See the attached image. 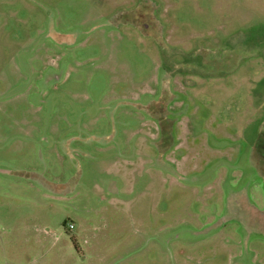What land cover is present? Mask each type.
Wrapping results in <instances>:
<instances>
[{
  "label": "rangeland",
  "instance_id": "rangeland-1",
  "mask_svg": "<svg viewBox=\"0 0 264 264\" xmlns=\"http://www.w3.org/2000/svg\"><path fill=\"white\" fill-rule=\"evenodd\" d=\"M0 264H264V0H0Z\"/></svg>",
  "mask_w": 264,
  "mask_h": 264
},
{
  "label": "built area",
  "instance_id": "built-area-1",
  "mask_svg": "<svg viewBox=\"0 0 264 264\" xmlns=\"http://www.w3.org/2000/svg\"><path fill=\"white\" fill-rule=\"evenodd\" d=\"M68 229H69L70 231L74 230V229H75V225H74V223H69V224H68Z\"/></svg>",
  "mask_w": 264,
  "mask_h": 264
},
{
  "label": "trees",
  "instance_id": "trees-1",
  "mask_svg": "<svg viewBox=\"0 0 264 264\" xmlns=\"http://www.w3.org/2000/svg\"><path fill=\"white\" fill-rule=\"evenodd\" d=\"M262 222H263V220H262Z\"/></svg>",
  "mask_w": 264,
  "mask_h": 264
},
{
  "label": "crops",
  "instance_id": "crops-1",
  "mask_svg": "<svg viewBox=\"0 0 264 264\" xmlns=\"http://www.w3.org/2000/svg\"><path fill=\"white\" fill-rule=\"evenodd\" d=\"M76 228V227H75Z\"/></svg>",
  "mask_w": 264,
  "mask_h": 264
}]
</instances>
